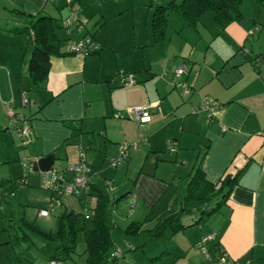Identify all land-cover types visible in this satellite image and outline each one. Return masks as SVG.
<instances>
[{"label":"crops","instance_id":"1","mask_svg":"<svg viewBox=\"0 0 264 264\" xmlns=\"http://www.w3.org/2000/svg\"><path fill=\"white\" fill-rule=\"evenodd\" d=\"M75 1L88 21L72 38L93 37L98 49L88 55L67 54L65 41L60 53L66 55L49 58L48 77L36 86L27 73V37L7 31L26 25L13 12L61 19L64 6L60 0H0V259L7 250L15 264H43L30 255V249L40 248L49 264L56 245L20 227L21 219L54 235L61 213L94 206L90 195L84 206L80 193L62 198L54 214L38 216L50 202V193L39 186L42 172L76 162L81 149L94 173L92 184L106 193L108 181L115 187L109 212L113 246L123 253L118 264H207L198 242L208 233L215 235L208 248L217 243L232 264H264V8L255 7L256 19L242 12L241 21L224 28L211 13L202 16L196 29L186 28L178 18L177 25H170L168 18L165 39L154 43L151 10L145 12L143 36L136 32L132 6L103 8L99 2L90 7ZM137 22L140 26L141 18ZM128 25L132 35L123 36ZM174 67H183L176 79L189 92L176 88L170 72ZM129 73L135 84L124 86ZM205 96L222 104L210 122L203 113L192 112ZM138 106L148 107L150 120L142 125L127 112ZM9 107L20 125L30 128L25 140L7 128ZM140 141L121 166H110L118 144ZM200 157L207 181L236 178L225 205L209 218L213 230L204 233L199 223L173 235L167 232L159 238H167L159 255L135 258L139 244L128 238H141L182 197L183 179ZM86 216L91 218L92 212ZM52 218L57 219L55 228L44 229L40 223ZM133 222L142 229L129 236L124 231ZM115 234L126 237L123 246ZM150 242L147 238L140 247ZM85 246L79 243L70 260L58 264H86Z\"/></svg>","mask_w":264,"mask_h":264},{"label":"trees","instance_id":"2","mask_svg":"<svg viewBox=\"0 0 264 264\" xmlns=\"http://www.w3.org/2000/svg\"><path fill=\"white\" fill-rule=\"evenodd\" d=\"M160 3L153 5L150 0L148 9L151 10V35L154 43L165 39L168 28V16L173 14L187 28L196 29L205 13L213 15L214 22L224 28L233 22H239L242 18V5L246 1H254L260 8H264V0H157ZM15 17L22 18L25 26L14 27L8 32L23 34L27 37L30 57L28 61V78L36 86L46 81L49 72V64L52 56H63L60 53V45L67 41V36L60 38L58 30L63 28L56 18L45 14L29 15L22 11L13 12ZM93 39V37H91ZM94 40V39H93ZM98 49V48H97ZM97 49L95 51H97ZM94 52V51H93ZM69 54V53H67ZM200 160L193 166V171L184 180L182 197H176L174 204L164 211L156 220L155 224L147 232L149 239L162 238L167 232L171 235L186 229L187 227L206 222L225 205L236 178L227 175L218 183H211L205 179L200 166ZM114 186V185H113ZM108 193V192H107ZM96 185L90 184L88 193L84 194L83 204L86 206L88 196L94 199V206L84 208L83 212L64 211L59 215V227L54 235L43 234L33 224L26 223L21 219L20 227H25L33 233L41 236L46 241L56 245L55 252L49 261L66 262L76 251L79 243L84 242L87 252L86 264H101L109 259L108 264H118L123 256L113 257L114 240L112 238L113 222L110 221V205L114 200L113 194H107ZM113 198V199H112ZM117 202V201H115ZM62 203V200H61ZM89 210V211H88ZM56 211V210H55ZM93 212L91 218L86 215ZM55 213V212H54ZM51 213L50 215L54 214ZM49 215V216H50ZM184 216L195 217L193 224L185 225ZM90 225V228L87 226ZM142 229L141 223H131L124 233L131 236L137 235ZM113 249V250H112ZM212 254L222 251L217 243H212L209 249Z\"/></svg>","mask_w":264,"mask_h":264},{"label":"built area","instance_id":"3","mask_svg":"<svg viewBox=\"0 0 264 264\" xmlns=\"http://www.w3.org/2000/svg\"><path fill=\"white\" fill-rule=\"evenodd\" d=\"M65 5L68 9V14L60 20V25L67 36V53L83 55L92 53L98 48L92 38L87 37L79 40L72 38L74 32H81L85 28L88 21L87 18L82 14V11L78 8L75 0H65ZM182 71L183 67H174L170 72L173 75V82L176 88L179 87L182 91L189 92L188 85L186 83L178 82L176 79L180 77ZM133 84H135L133 74L129 73L123 78V85L131 86ZM27 102L28 99L25 98L24 103L26 104ZM221 107L222 104L219 103L218 100L211 96H205L197 106L193 107L192 112L194 114L200 112L203 113L206 117V122H210L214 113H216ZM147 109L148 107L146 106L131 107L127 109V112L131 115L132 119L142 125L150 120ZM6 116L7 128L9 130H16L18 134L17 136L25 140L30 132L29 126L20 125V120L17 118L14 109L11 107L7 109ZM140 144L141 141L131 144L125 142L118 144V155L111 160L110 166L117 169V167L121 166L127 159L129 151L138 149ZM170 150L173 151L174 148H170ZM86 158V154L80 149L78 152V160L76 162L68 163L62 169H51L42 172L41 184L39 186L41 189L50 193V202L48 208L38 211V216L47 217L51 213H54L55 209L61 205V199L64 197L76 196L80 193H88L94 173H91ZM106 186L108 193L112 194L115 187L109 181L106 183ZM214 238L215 235L213 233H208L201 238L200 242H198V248L204 257L205 262L207 264H232L225 252L220 251L215 254L210 252L208 246ZM112 256L120 257L121 250L117 249L113 251ZM49 264H58V261L51 260Z\"/></svg>","mask_w":264,"mask_h":264},{"label":"rangeland","instance_id":"4","mask_svg":"<svg viewBox=\"0 0 264 264\" xmlns=\"http://www.w3.org/2000/svg\"><path fill=\"white\" fill-rule=\"evenodd\" d=\"M60 1H61L62 5L64 6L63 10H65V14L63 15V17H65L68 14V9L66 8L65 0H60ZM99 2H100V4L102 5L103 8H109L110 6L112 8L113 7L120 8V5H122L123 7L126 6V5L132 6V8L135 11L134 13H135V18H136V23H137V24L135 23L136 32H138V33L140 32L141 33V31H142V35L144 36V33H145V30H143L144 29V17H145V12L148 9L147 6L150 3V0H82V4L89 5L90 7H95V5H98ZM156 2H157V0H153V3H154L153 5L154 6H155ZM256 6H258V5L255 2L246 1L244 3V5L242 6V12H243L242 14H245V15H249L250 14V16H252V18L256 19V17H257V10L255 8ZM78 8H79V5H78ZM148 10H150V9H148ZM262 10H264V9H262ZM128 12H130V11H128ZM51 14L55 15V10ZM150 15H151V12L149 13V22L151 21ZM57 16H58V14H57V10H56V17ZM129 16L131 17L130 13H129ZM168 17L170 19V25L171 24H176L177 25V22H176L177 21V17L176 16H173V14H170V16H168ZM261 17H262V15H261ZM62 18L61 19H57L58 22H60V20H62ZM139 18H141V20H142V24H140V26L138 25V22H137L139 20ZM174 22H176V23H174ZM126 23H127V21H126ZM14 26L21 27L23 25H20V24L16 25L15 24ZM119 29L121 30L122 26ZM125 29H126L125 30L126 32L123 33L122 35L123 36H127V35L131 36L132 35V31L134 30V29H131V25L128 28H125ZM112 31H113V26L109 29V31H108L109 33L108 34L110 35V33ZM57 34L59 35L60 38H64L66 36V33H65L64 30H62V31L58 30ZM20 35L23 36V37H26L23 34H20ZM64 45H65V42H62L61 46L63 48L66 47ZM104 188L107 189V186L105 185ZM46 192H48V191H46ZM45 208H48V204H47V206ZM26 212H27V216L30 217L31 211L28 210ZM56 217H57V215H56ZM195 219H196L195 217H183V222H184V224L190 225V224H192L195 221ZM56 220H55V218H52V222L51 221L50 222H43V221H45V220H43L40 224H41L42 227H44V229L52 230L53 228H55ZM201 223L204 225L203 226L204 233L209 232L210 230H213L212 222L209 219L206 222L203 221ZM147 238H149L148 232H144V234L142 235L141 238H137V237L136 238H134V237L133 238H128V239H130V241L134 242L132 245L137 246L136 244H139V247L136 250V254H135L136 257L135 258H138V257H148V258L149 257H155V256L159 255L165 249L166 244H167V242H166L167 238L154 239V240H152V242H150V244H148V246L146 248L140 247V244H142ZM125 239H126V237H123V236H120V235H119V237H117V234H115V241H116L117 244H119V246H123L124 245ZM167 246L169 248L170 247L172 248V244H170V243ZM30 251H31L30 252L31 257H33V259L37 260L36 262H43V264H47L48 263V261H46V260H48V257L46 255L47 253H46L45 249L37 248L36 250L30 249ZM133 253H134V251H132V253H130L129 256L133 257ZM11 255L13 256V254H11ZM12 256H10V255L8 256L7 250H6V252L4 251V259H0V263L1 262L5 263L6 261H8L11 264H15V263H13V261L11 259ZM7 259H9V260H7ZM158 262H156L155 264H157ZM82 264H84L83 261H82ZM141 264H145V263H141ZM164 264H168L167 260L165 261Z\"/></svg>","mask_w":264,"mask_h":264}]
</instances>
